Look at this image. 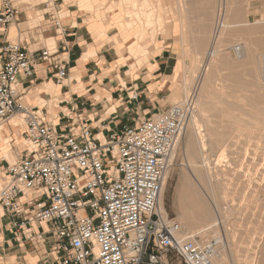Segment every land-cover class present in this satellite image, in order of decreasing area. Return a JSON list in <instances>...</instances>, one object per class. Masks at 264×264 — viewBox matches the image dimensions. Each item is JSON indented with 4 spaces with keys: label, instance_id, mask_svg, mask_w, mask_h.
Returning a JSON list of instances; mask_svg holds the SVG:
<instances>
[{
    "label": "built area",
    "instance_id": "obj_1",
    "mask_svg": "<svg viewBox=\"0 0 264 264\" xmlns=\"http://www.w3.org/2000/svg\"><path fill=\"white\" fill-rule=\"evenodd\" d=\"M57 1L42 0L39 19L28 31L66 32ZM21 12L12 0H1L0 25L19 26ZM24 41L21 32L0 57V130L19 119L16 128L24 129L26 139L0 183V207L12 218L17 237L35 244L51 239L58 264H217L220 239L187 233L159 210L188 107L171 106L104 141L74 121L56 125L27 103L22 79L32 78L45 62L61 85L67 68L55 49L36 56ZM34 224L45 225L48 233H35Z\"/></svg>",
    "mask_w": 264,
    "mask_h": 264
},
{
    "label": "rangeland",
    "instance_id": "obj_2",
    "mask_svg": "<svg viewBox=\"0 0 264 264\" xmlns=\"http://www.w3.org/2000/svg\"><path fill=\"white\" fill-rule=\"evenodd\" d=\"M116 1L125 6L126 12L131 10L145 15L154 11L153 25L151 24L149 28L156 29L158 25L161 27L165 19L182 22L183 52L179 55L177 73L179 75L175 81V91L170 97V103L171 106L186 105L189 115L185 131L178 141L165 186L163 202L168 214L175 218L184 229L177 204L182 187L185 185L193 196L197 193L202 195L211 206L214 218L218 219L217 229H213L210 232V238L205 240L211 241L220 236L223 241H221V251L228 252L230 264H236L238 257L240 260L244 259L239 263L244 264L243 262L246 261V264L255 258L256 252L260 262L264 247V238H262L264 236V177L261 176L264 175V167L261 166V158L255 160L261 156L260 150L258 156L253 157V155L256 154L257 149L254 145H257L256 143L264 136V0H171L169 8L173 13H168L169 15H164L159 0H150V4L149 0ZM41 2L42 0H28L24 3L35 6L39 11ZM18 5L22 6V2ZM160 15L162 17L159 23ZM127 16L130 17L129 14ZM219 16H223L226 28L221 32L220 40L215 46V35L220 26ZM140 18L142 20L143 16L141 15ZM141 22L139 24L142 32L144 25ZM35 24L31 22L28 26ZM23 27L27 28V25ZM145 39L141 40V43ZM141 43L138 45V50L141 48ZM237 48L243 50L236 52ZM262 69V81L260 79L258 82V72L261 73ZM212 73H215L212 85L208 91H204L206 76ZM195 115L201 123L199 127L201 130L198 128L192 135L188 125ZM16 132L14 130L13 134ZM199 135L207 138H205L208 149L206 152L200 147ZM17 136L23 138L19 133ZM216 137L222 138L228 150L226 149V159L220 167H214V172L216 171L218 175L216 176L215 172L216 177L214 175L210 177L212 181L217 178L214 197L207 185L197 177L195 169H204V161L208 156L214 161L219 155L220 150L210 146V140ZM0 138L5 141L3 137L0 136ZM190 138L193 139V144L199 146L198 155L193 161L194 166L188 149ZM22 140L20 142L16 140L14 143L16 146L13 147L10 140L2 147L4 150L12 149L15 162L26 148L22 146ZM205 154L208 156L206 157ZM250 161L252 164L257 163L250 168ZM7 163L10 162L0 155V166H7ZM254 166L257 167L259 174H262L258 176V173L253 172ZM210 178L208 177V180ZM262 180L263 183H261ZM2 215L0 207V216ZM199 226L197 225L196 229H199ZM233 255L238 257L235 259Z\"/></svg>",
    "mask_w": 264,
    "mask_h": 264
},
{
    "label": "crops",
    "instance_id": "obj_3",
    "mask_svg": "<svg viewBox=\"0 0 264 264\" xmlns=\"http://www.w3.org/2000/svg\"><path fill=\"white\" fill-rule=\"evenodd\" d=\"M12 1L22 2L20 24L9 28L0 25V57L6 44L21 32L24 48L36 56L47 47L58 52L67 68L63 84L56 83L53 69L45 62H39L32 78L22 79L29 93L27 103L42 110L56 125L63 127L74 121L105 139L110 133L156 117L171 106L170 97L179 75V55L183 52L181 21L165 19L161 27L149 28L148 37L137 50V59L130 47L137 41L141 26L137 22L128 27L126 8L116 0H58L64 34L51 27L43 34L39 30L28 31V24L39 19V11L24 3L28 0ZM159 1L164 15L170 14L171 0ZM134 95H138L137 100H131ZM6 128H10L12 147L16 146L17 134L21 132L13 134L12 126ZM6 169L7 166H0V183ZM2 212L0 264H58L60 253L52 252L51 239L35 244L18 238L12 218L3 209ZM32 229L35 233H48L45 225L34 224Z\"/></svg>",
    "mask_w": 264,
    "mask_h": 264
},
{
    "label": "bare ground",
    "instance_id": "obj_4",
    "mask_svg": "<svg viewBox=\"0 0 264 264\" xmlns=\"http://www.w3.org/2000/svg\"><path fill=\"white\" fill-rule=\"evenodd\" d=\"M124 1V0H123ZM138 2V0L136 1ZM145 4V3H144ZM231 4V3H230ZM224 6V5H223ZM35 7V6H34ZM223 12V10H222ZM173 12H170V14H172ZM221 13V12H220ZM127 14L130 15V17L128 18L129 21L127 23L128 27L129 28H132L134 27V25L138 22H141L143 25H144V28L142 27V32L139 33L137 35V41L130 47V52H132V54L137 57L140 56V53L137 52L138 50V45L141 43V40L145 39L148 35V28L150 27V25L153 23L152 21V17H155V13L154 11L152 12H149V13H145V15L143 13H135L134 11H131V10H127ZM225 14V13H224ZM143 16V19L141 20L140 16ZM162 15V14H161ZM159 16V23L161 22L160 18L162 16ZM219 15V14H218ZM217 15V16H218ZM157 17V16H156ZM219 29L217 30L218 32L216 33V39H215V46L218 44V41L220 40V37H221V32L223 31L224 28H226V25L224 23V18L223 16H219ZM218 22V21H217ZM153 25V24H152ZM220 35V36H219ZM111 39V38H110ZM140 42V43H139ZM114 44V43H113ZM141 46V45H140ZM242 48L238 49V50H241ZM129 50V49H128ZM237 50V49H236ZM243 50V49H242ZM243 53V51H242ZM90 59V58H89ZM258 69V68H257ZM261 72V71H260ZM216 73V72H215ZM215 73H212V74H208V76H206V79H205V82H204V86H203V89L204 91H208L209 87H211L212 85V81L214 80V75ZM263 76V69H262V72L259 73L258 72V77H257V80L258 82H260V79L262 81V77ZM77 80V79H76ZM79 81V80H78ZM77 81V82H78ZM121 83V82H120ZM258 95V94H257ZM264 125V124H263ZM17 126H21V120L19 119H15L13 120L12 122V127L15 131H20L21 132V135H22V132L24 131V129L21 127V129H17L16 127ZM201 126V123L197 117V115L193 116V118L191 119L189 125H188V130H190V132L192 133V135H194L195 131ZM203 128V127H202ZM10 129V128H9ZM8 128L5 129V127L3 129L0 130V136L3 137L5 139V141L3 139L0 138V155H3L4 158L6 160H8L10 163H14L15 162V158H14V154L12 152V149L11 150H4L2 147H3V144L9 142L11 140L10 136H9V130ZM199 130H201L199 128ZM199 132V131H198ZM201 132V131H200ZM264 132V131H263ZM202 133V132H201ZM220 133V132H219ZM261 134H262V131H261ZM206 135V134H205ZM222 135V133H221ZM200 136V135H199ZM260 135L258 136V139H259ZM200 144H201V149L204 150L205 152L208 150L207 147H206V142L207 140H205L206 136H200ZM22 140V146H25L26 145V139L24 138H20L18 137L17 139V142H20ZM100 139L102 141H104V138L100 137ZM207 139V138H206ZM199 140V139H198ZM209 140V139H208ZM258 141V140H257ZM2 142V143H1ZM188 149H189V152H190V156H191V162L194 163V159H195V156L198 155V145H195L193 144V139L190 138L189 142H188ZM199 144V143H198ZM226 144L225 142L222 141V138L221 137H216L215 139L213 140H210V146L212 148H217L219 149V155L216 157V159L214 161L211 160V158L205 154V156L207 155L208 158L205 159L204 161V165H205V168L204 169H195V174L197 175V177L207 185L208 187V190L211 191V194L215 197V195L213 194L214 192V187H215V182H216V179L214 178L213 181L210 177H213L214 173V167H220V165L222 164V162H224L223 160L226 159L225 155H226ZM255 144V143H254ZM252 144V145H254ZM257 145H254L257 149L255 150V155L254 156H258V153L260 152L261 153V156L258 157V158H253L255 160H259L260 158V162H261V166L262 168L264 167V136L256 143ZM252 146V147H254ZM251 150V146L249 147ZM249 149V150H250ZM228 150V149H227ZM254 150V149H253ZM260 150V151H259ZM262 150V151H261ZM200 151V150H199ZM230 151V150H229ZM247 151V149H246ZM259 151V152H258ZM254 153V151H253ZM209 154V153H208ZM249 154H251L249 152ZM203 156V155H202ZM206 156V157H207ZM248 156V155H247ZM246 157V156H244ZM249 157V156H248ZM252 159V160H253ZM204 160V158H203ZM230 162V161H229ZM228 162V163H229ZM190 163V162H189ZM227 163V164H228ZM254 163H257V162H254ZM253 163V164H254ZM199 164V163H198ZM224 164V163H223ZM250 168L253 166V164L251 163L250 161ZM260 163H258L259 165ZM195 165V163L193 164V166ZM203 165V166H204ZM225 165V164H224ZM199 166V165H198ZM229 167V166H228ZM255 170L253 172H256V174L259 176V172L258 170L256 169L257 167L254 166ZM222 168V167H221ZM258 168H260L258 166ZM260 168V169H262ZM222 170V169H221ZM253 170V168H252ZM250 170V171H252ZM264 170V169H263ZM218 171V170H217ZM249 171V172H250ZM252 172V173H253ZM260 172H263V171H260ZM215 175L217 176V172L215 173ZM214 175V176H215ZM215 176V177H216ZM257 176V177H258ZM264 177V175H261ZM208 177L210 178L208 180ZM254 177H256L254 175ZM262 178V177H261ZM260 178V180H261ZM253 180V178H251ZM256 179V178H254ZM264 180V179H263ZM263 180L261 181V183H263ZM206 181V182H205ZM211 181V182H210ZM223 182V181H222ZM252 182V181H251ZM217 183V182H216ZM224 183V182H223ZM255 183V182H254ZM229 184V183H228ZM258 184V183H257ZM256 184V185H257ZM210 185V187H209ZM217 186V185H216ZM260 186V185H259ZM261 187V186H260ZM223 188V187H222ZM259 188V187H258ZM164 191H165V187L162 191V195H161V199H160V202H159V210L164 212V213H167V208L166 206L164 205V202H163V197H164ZM180 191V190H179ZM252 192V191H251ZM179 193V192H177ZM215 193V192H214ZM226 193V192H225ZM213 197V198H214ZM177 199V198H176ZM217 200V198H216ZM218 201V200H217ZM234 201V200H233ZM177 203V202H176ZM215 203V202H214ZM178 211H179V216H180V220L183 222V226H184V230L187 232V233H192V234H198V235H201L202 238L205 240V238H210V232H212L213 229H215L216 227H218V219L217 218H214V215L212 213V210H211V206L203 199L202 195L201 194H196L195 196L192 195L191 191L190 190H187V188H185V185H183L182 187V190H181V193H180V196H179V200H178ZM177 211V210H176ZM215 211V210H214ZM4 215V214H3ZM197 225H200L199 226V229H196V226ZM217 229V228H216ZM264 229V228H263ZM218 232V231H216ZM263 232V230H262ZM214 233V232H213ZM264 233V232H263ZM262 236V235H261ZM260 236V237H261ZM264 238V236L262 237ZM216 239V238H214ZM217 239H220V241H222L221 237L219 236ZM225 239V238H224ZM259 239V238H258ZM263 240V239H262ZM223 242V241H222ZM260 242H261V239H260ZM264 244V243H263ZM260 247V245H259ZM250 250V249H249ZM248 250V251H249ZM261 250V248H260ZM234 252V250H232ZM231 251V252H232ZM256 251V250H255ZM258 251V249H257ZM228 253V252H227ZM227 253L222 250L221 253H220V257H219V260H217V264H230V260H229V256L227 255ZM257 253V252H256ZM255 253V258H252V260H250L249 262H247L246 264H264V247L262 248V253H263V258L262 259V262H261V259H260V262L258 260V257H257V254ZM261 253V251H260ZM259 253V255H260ZM232 254V253H231ZM236 255V254H235ZM262 255V254H261ZM233 257H235L233 255ZM238 257V256H236ZM235 257V259H236ZM248 258V257H247ZM238 261H236V264H242V263H239L241 262V260L243 261L244 259H241L240 260V257H238ZM249 259V258H248ZM247 259V260H248ZM246 261H244L243 263L245 264Z\"/></svg>",
    "mask_w": 264,
    "mask_h": 264
}]
</instances>
